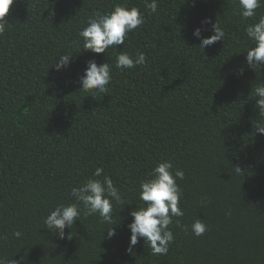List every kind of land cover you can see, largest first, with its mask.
Masks as SVG:
<instances>
[{"label":"trees","instance_id":"obj_1","mask_svg":"<svg viewBox=\"0 0 264 264\" xmlns=\"http://www.w3.org/2000/svg\"><path fill=\"white\" fill-rule=\"evenodd\" d=\"M116 3L138 7L146 22L106 53L83 50L79 31ZM149 12L145 0H14L0 35V257L20 264H264V135L255 132L260 117L251 95L264 68L248 66L245 33L264 7L248 20L237 14L238 0H159ZM206 18L212 23L203 24ZM217 20L224 39L201 49L194 30L210 36ZM122 51L144 52L147 65L116 69ZM67 52L70 67L57 71L56 58ZM91 59L112 65L109 93L80 92ZM163 160L185 173L177 180L185 215L169 226L175 240L167 255H152L143 238L128 251L130 213L146 206L140 183ZM97 167L124 197L114 204L115 224L81 215L64 238L42 228ZM196 219L208 225L200 237L191 233ZM110 227L116 234L108 239Z\"/></svg>","mask_w":264,"mask_h":264},{"label":"clouds","instance_id":"obj_2","mask_svg":"<svg viewBox=\"0 0 264 264\" xmlns=\"http://www.w3.org/2000/svg\"><path fill=\"white\" fill-rule=\"evenodd\" d=\"M13 3L14 0H0V35H3L8 28L9 21L6 16ZM194 4L195 0H193ZM145 7L150 10L149 14L156 13L159 0H151V2L145 0ZM261 7H264V0H238L237 14L244 20H248L256 17L257 10ZM145 22L146 17L138 7H129L127 3H116L111 11L97 12L93 17H90L87 25L79 31L78 36L83 40V50L96 54L106 53L110 48L124 44L126 37ZM202 23H212L211 18H206ZM212 30L213 34L207 37L202 36L201 28L198 27L194 30L193 35L200 39L199 47L201 49L204 50L224 39L225 31L218 20L212 24ZM245 33L251 42V46L246 47L247 64L251 69L258 71L264 68V15H260L255 23L248 24ZM72 59L73 52L61 54L56 58L53 66L57 71L67 69L70 67ZM146 65L147 56L140 51L134 55L125 51L119 52L114 62V67L120 71ZM112 70V65L108 62L98 64L95 59L89 60L84 74L79 80L82 85L80 92L92 95L109 93L108 85L112 80ZM251 95L252 99H255L254 108L259 109L260 117L254 121L255 132L264 135V82L257 83L253 87ZM235 171L241 174V167L236 166ZM149 176L150 178L140 183L139 199L145 202L146 206L139 205L130 213L133 220L128 225L131 231L128 251H131L143 238L152 255H167L171 243L175 240L174 233L169 226L173 224L174 218L185 215L180 206L183 189L177 183V180L184 179L185 173L182 169H174L171 160H163L155 165ZM69 195L73 198V202L57 204L43 220L44 227L42 228L51 230L60 238H64L65 228H72L76 219H80L81 215L85 217L98 215L101 223L114 225V204H125L120 189L109 175L104 174L101 167H97L92 177L85 182L79 186H73ZM206 203L207 199L202 197L201 205H206ZM175 223L179 225V219H176ZM207 230L208 225L202 219H196L191 224V233L197 237L202 236ZM185 232H188L187 226H185ZM115 234V228L107 229L108 239H111ZM13 235L20 238L22 233L16 231ZM69 238H71L70 235ZM0 264H20V261L0 257Z\"/></svg>","mask_w":264,"mask_h":264}]
</instances>
